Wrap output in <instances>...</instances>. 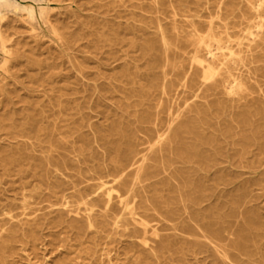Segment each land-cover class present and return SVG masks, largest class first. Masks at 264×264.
Here are the masks:
<instances>
[{
	"label": "bare ground",
	"instance_id": "bare-ground-1",
	"mask_svg": "<svg viewBox=\"0 0 264 264\" xmlns=\"http://www.w3.org/2000/svg\"><path fill=\"white\" fill-rule=\"evenodd\" d=\"M47 1L0 0L5 70L13 55L8 49L11 39L3 29L9 13L15 17L26 11L32 19L39 17L43 24H50ZM187 1L169 7L174 18L164 23L160 13L165 2L150 0L158 15L151 25L155 36L142 42L144 55L154 61L143 73L147 81L138 82L137 72L130 68L121 74L127 106L135 97V116L113 124L107 135L93 138L96 143H114L101 152L109 163L82 166V161L95 159L96 154L85 152V146L61 153L54 140L48 141L40 156L23 148L8 159L17 162L21 174L26 171L24 159H35L34 173L40 175L41 185L33 194H39L43 186L58 193L65 182L55 176H76L67 182L76 196L62 201L67 206H84L91 227L96 222L91 214L100 206V221L105 225L129 228L133 224L146 231L151 220L170 221L173 230H182L213 249L211 253L223 264H264V0H240L243 6L230 0L207 20L200 19L199 8L195 10ZM53 31L58 34L54 27ZM104 35L102 31L98 39H106ZM41 113L26 115V130L49 128L40 125L48 118ZM223 124L229 126L233 151L229 215L214 203L217 185L207 183L209 168L219 161ZM78 137L83 144L90 142L82 133ZM56 139L61 144L69 142L64 137ZM82 183L84 192L79 188ZM227 219L232 223L230 243L221 238ZM142 240L148 244L146 238Z\"/></svg>",
	"mask_w": 264,
	"mask_h": 264
},
{
	"label": "rangeland",
	"instance_id": "rangeland-1",
	"mask_svg": "<svg viewBox=\"0 0 264 264\" xmlns=\"http://www.w3.org/2000/svg\"><path fill=\"white\" fill-rule=\"evenodd\" d=\"M229 1L188 0L187 4L199 8L200 19L207 20L214 17L219 5ZM163 2L165 10L160 19L171 22L174 15L169 7L178 6L179 0ZM230 2L242 5L240 0ZM46 6L50 24L21 11L15 17L10 12L3 26L13 55L8 57L5 70V53L0 50V264H223L211 253L213 249L182 230H173L170 221L151 220L146 231L133 224L129 228L105 225L100 221L103 208L95 206L91 216L96 222L91 227L84 206H67L62 201L76 196L67 187L76 176H55L65 182L58 193L43 186L39 194H33L41 185L40 175L34 173L35 159H24L26 171L22 174L17 162L9 161L23 148L40 156L46 152L48 141L54 140L61 153L85 146V152L96 154L95 159L82 161V166L109 163L101 152L114 143H96L93 138L107 135L120 120L134 118L137 108L135 97L130 99L131 106L125 103L121 74L130 68L137 72L138 82H146L143 73L154 63L142 50V42L155 36L151 25L158 13L150 0H48ZM102 31L104 40L98 39ZM29 112L37 117L41 112L48 115L40 125L49 128L26 130ZM220 130L219 161L209 168L207 183L217 185L214 203L229 215L232 138L228 125H221ZM79 133L90 142L83 144ZM60 137L69 142L59 143L56 138ZM84 184L79 186L83 192ZM222 227L226 228L221 232L222 241L230 243L232 223L227 219Z\"/></svg>",
	"mask_w": 264,
	"mask_h": 264
}]
</instances>
